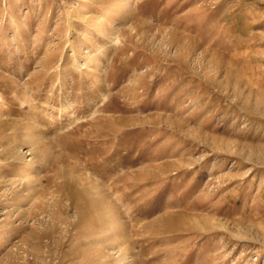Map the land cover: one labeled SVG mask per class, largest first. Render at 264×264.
<instances>
[{
  "label": "rangeland",
  "instance_id": "1",
  "mask_svg": "<svg viewBox=\"0 0 264 264\" xmlns=\"http://www.w3.org/2000/svg\"><path fill=\"white\" fill-rule=\"evenodd\" d=\"M0 264H264V0H0Z\"/></svg>",
  "mask_w": 264,
  "mask_h": 264
}]
</instances>
